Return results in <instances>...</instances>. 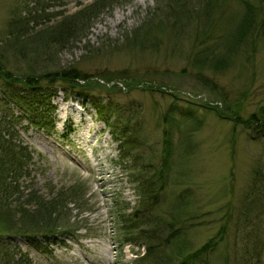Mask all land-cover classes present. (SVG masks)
I'll return each instance as SVG.
<instances>
[{
  "label": "rangeland",
  "instance_id": "1",
  "mask_svg": "<svg viewBox=\"0 0 264 264\" xmlns=\"http://www.w3.org/2000/svg\"><path fill=\"white\" fill-rule=\"evenodd\" d=\"M95 1L0 0V136L4 130L6 137L13 133L33 156L29 177L19 183L26 192L32 184L44 196L77 185L87 202L82 209L67 204L76 237H36L34 244L15 237L7 252L21 253L31 264H132L144 254L143 248L121 246L111 216L116 196L129 210L138 199L130 182L137 173L132 160H121L115 139L119 116L127 135L137 137L133 145L142 163L154 170L163 158L164 138L170 141L177 163L162 201L177 194L191 200V219L177 225L187 229L184 242L191 249L216 246L199 264H248L247 252L252 264H264V136L242 124L233 130V123L217 114L246 121L264 109V43L248 66L240 56L223 70L206 66L198 73L190 65L192 51L211 44L210 38L216 41L227 18L241 11L242 0H105L76 39L45 50V60L34 43L47 35L46 28ZM245 1L264 12L263 0ZM209 18L210 40L202 45L198 39ZM64 70L92 76L101 85L117 84L120 91L106 96L91 88L84 91L86 98L65 94L49 80L53 71ZM32 72L48 79L26 85ZM105 77L114 82L105 83ZM124 83L132 88L123 91ZM51 90L57 92L49 99ZM92 98L101 106L106 99L113 104L109 122L97 114ZM36 100L41 108L31 105ZM25 101L45 120L31 124L32 114L20 108ZM173 181L181 185L174 187ZM0 204L10 203L0 199Z\"/></svg>",
  "mask_w": 264,
  "mask_h": 264
},
{
  "label": "trees",
  "instance_id": "2",
  "mask_svg": "<svg viewBox=\"0 0 264 264\" xmlns=\"http://www.w3.org/2000/svg\"><path fill=\"white\" fill-rule=\"evenodd\" d=\"M104 1L96 0L89 7L70 17L62 16L60 21L46 28L47 31H44L43 35H47L43 36L40 43H34L35 46L38 49L43 48L44 51H54L56 46H62L69 39L75 40L85 29L86 21L91 16L90 13L102 5ZM240 6L241 11L239 14H232L227 18L224 32L215 42L213 38H210L211 44L192 51L190 65L198 73L204 70L206 66L213 70H223L229 64H233L239 56L243 60L244 66L252 63L257 48L262 42L264 43V12L259 10L255 4L245 0L241 1ZM58 15L57 13L47 17V23H50L51 18H57ZM212 22L213 20L209 18L208 25L210 26L207 25V28L204 29L198 39V42L202 45L210 40L208 34L212 30ZM34 29L32 27V30ZM21 34L23 35V33ZM47 36L49 38L45 40ZM45 54L44 58L46 60L49 54L47 51H45ZM51 76L53 78L49 79L50 83H57L61 92L65 94L74 92L78 97L86 98L87 95L84 94V91L91 88H95L99 94H107L106 96L116 90L120 91L117 84L112 86L101 85L92 76L82 75L74 70L69 72L65 70L53 71ZM42 78L48 79L47 76L42 77L41 75L36 78L32 72L23 83L34 86ZM80 80L83 82L81 85ZM104 82L108 84L114 81L113 78H108L104 79ZM131 86L124 83L123 91L129 90L132 88ZM31 90L35 94V98L39 100L40 97L34 91L35 88L31 87ZM56 92L55 90L49 91L47 98L53 97ZM86 100L88 101L90 98ZM91 101H93L94 109L101 116L102 121L109 122L110 115L107 114V110L112 109L113 104L107 99L106 104L103 106L94 98ZM23 105L26 107L24 113L29 114L30 112L32 114L30 117L31 124H37L45 120L42 114H37L35 110L41 108V104L37 100L36 102L31 101V105L36 107L35 109H32L27 101L20 104V108L23 109ZM217 114L219 118L231 121L234 125L233 130L242 124L250 130L255 129L254 133L256 135L260 133L264 136L263 108L259 109L258 114L251 115L246 121L236 117H223L220 112H217ZM119 118L118 116V119L113 122V126L118 130V135L115 131V139L119 141L118 151L121 160H132L131 169L136 171L137 174L130 182L135 186L134 190L138 196L137 204L130 210L126 203L118 201L117 196L113 198L114 211L111 212V216L115 219L121 246L129 245L144 249V254L137 257L132 264H199L208 252L213 251L216 246L206 243L198 249H191L188 243L184 242L183 231L187 229L177 225L191 219V200L182 194H177L173 200L165 203L162 201V193L169 185L170 170L177 163V157L173 155V147L170 141L168 138H164L163 158L160 160L159 169L154 170L151 168L153 166L142 163L144 159L136 151L137 146L133 145L137 139L136 135L133 131L132 135H127L128 131L126 133L125 128L121 126L122 118L121 121ZM172 119L174 118L172 117ZM192 126H196V122H192ZM134 131L137 132V130ZM186 132L183 135L190 140V135ZM3 134V136H0V199L10 204L5 206L0 204V224L2 227L0 248L5 247V249H1L2 263L31 264L27 257L21 253H8L6 250L7 243L9 241L13 242L15 237L24 239L28 244H34L36 237H41L44 240L76 237L78 226L76 222H74V225L69 223L70 210L67 204L73 203L82 209L87 202L84 199L82 188L77 187V185L62 187L57 190L53 189L49 192V195L52 196L40 194L33 188L32 184L25 187V190H28L27 192L24 191L19 181L21 178L29 177V166L33 156L27 147L16 141L17 139L13 133L6 137L8 132L4 130ZM192 148L193 146L190 144V152ZM259 178L262 179L260 175ZM172 183L174 187L181 185L178 181ZM254 197L251 195L250 198ZM13 211L19 216H15L16 214H13ZM259 231V229L255 230L257 239L260 235ZM250 236L251 233L249 232L248 237ZM251 258H253L252 254L247 252L245 260L248 264H252ZM256 259H260V255L256 256Z\"/></svg>",
  "mask_w": 264,
  "mask_h": 264
}]
</instances>
